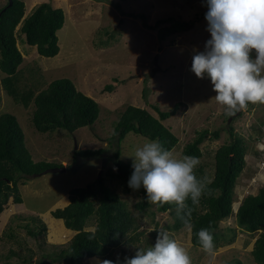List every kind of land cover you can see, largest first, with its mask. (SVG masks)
<instances>
[{
	"label": "rangeland",
	"instance_id": "1",
	"mask_svg": "<svg viewBox=\"0 0 264 264\" xmlns=\"http://www.w3.org/2000/svg\"><path fill=\"white\" fill-rule=\"evenodd\" d=\"M8 1L0 0V9ZM22 1L25 17L39 4L50 3L64 10L65 23L57 33L60 53L53 58L41 56L36 47L26 43L25 36L17 33L18 48L24 56L16 78L18 90L37 94L55 80L69 79L79 91L95 99L101 111L92 127L73 134L62 129L39 133L31 121L33 103L28 107L16 104L3 86L5 75L0 71V114L17 117L35 163L66 168L64 172L32 177L25 185H19L23 203L14 204L10 199L0 216V264H52L48 256L56 250L54 247L66 245L76 234L52 213L69 205L71 190L92 185L100 177L127 203L138 219L139 232H143L137 243L115 249V258H131L137 249L154 246L155 229H163L188 250L192 264H228L236 260L256 264L250 252L258 234L242 231L235 217L221 223L220 229L226 238L234 237L233 242L207 253L192 245L191 231L168 229L175 222L170 213H159L155 205L145 212L138 211L135 206L140 196L135 192L127 194L121 182L109 175L117 170V145L116 140L110 145L108 139L127 107L144 108L158 117L153 106L167 111L176 103H183L178 114L164 122L179 139L173 154L184 156L185 146L198 132L207 130L210 134L200 146L203 156L194 171L203 168L204 177L211 181L216 151L230 141L231 125L246 140L248 148L246 167L235 189L234 215L247 196L258 194L264 187V147L259 146L264 145V104H251L237 115H226L224 108L212 99L216 94L210 79H198L191 71L193 55L204 51L211 38L205 19L206 0ZM108 85L115 86L114 92H104ZM215 131L220 133L217 140L212 137ZM147 141L150 140L129 133L119 147L121 160L133 163L134 149ZM85 149L106 152L90 159L77 157L76 152ZM32 217L46 224L44 234H29L27 225L32 230L39 225L32 222ZM93 222L86 230H95ZM99 261L103 259L95 257L84 263Z\"/></svg>",
	"mask_w": 264,
	"mask_h": 264
},
{
	"label": "trees",
	"instance_id": "2",
	"mask_svg": "<svg viewBox=\"0 0 264 264\" xmlns=\"http://www.w3.org/2000/svg\"><path fill=\"white\" fill-rule=\"evenodd\" d=\"M64 23V10L55 8L50 3L39 4L26 17L25 3L22 0H9L0 9V71L5 75L3 86L16 104L28 107L31 102L33 103L31 121L36 131L43 134L58 129L73 134L78 129L92 127L99 119L101 111L100 104L79 91L69 79L55 80L37 94L32 91L22 94L18 90L16 78L24 63V56L18 48L17 33L25 36L26 43L36 47L41 56L53 58L60 53L57 33L63 28ZM19 25L21 27L17 30ZM114 90V85L104 88V92L108 93ZM182 106L183 103H176L167 111L153 106L158 117L144 108L129 106L121 114L112 136L108 139L110 145L114 140L117 145L114 154L117 170L114 173L110 172L109 175L121 182L127 194L135 192L140 196L135 206L140 212H145L154 205L146 201L143 188L133 191L128 187V181L133 173L132 162L121 160L120 144L133 132L149 140H158L166 149L172 151L178 145L179 139L164 122L175 117ZM228 132L230 141L222 145L215 154L214 176L208 185L211 194L208 195L206 190L196 205H193L190 199L187 201L188 206L192 208L191 243L196 248H202L196 236L201 228H210L214 249L232 243L234 237L226 238L220 233V229L221 223L235 217V223L242 231L258 234L250 255L256 264H264V187L258 194L247 196L234 215L235 189L246 167L248 148L246 140L235 133L231 125ZM209 134L207 130L198 132L196 138L185 146L183 155L196 156L200 159L203 156L200 146ZM212 137L219 139V131H215ZM105 152L106 149H85L77 151L76 155L90 159L100 157ZM52 167L50 164H39L32 160L17 117L10 113L0 114V216L10 199L14 204L23 203L19 185H25L32 177ZM195 174L197 178H203L205 173L203 168H199ZM69 200L68 206L55 210L52 216L57 220H63L65 227L76 234L66 245L52 246L56 249L48 256L52 264H87L84 263L86 260L95 257L111 260L116 264L118 257H114L115 249L124 244L137 243L143 235V232H139L140 226L136 216L120 195L106 186L103 177L92 185L71 190ZM155 206L159 213H170L175 217L173 226L168 227L169 230L179 231L185 228L177 216L175 204ZM31 220L39 222V225L34 230L27 225L29 234L34 237L44 234L47 230L46 224L34 217ZM94 220L95 230H86ZM157 231L159 230L155 229L153 233L155 239ZM123 260L119 257L121 264ZM228 264L243 262L236 260Z\"/></svg>",
	"mask_w": 264,
	"mask_h": 264
},
{
	"label": "clouds",
	"instance_id": "3",
	"mask_svg": "<svg viewBox=\"0 0 264 264\" xmlns=\"http://www.w3.org/2000/svg\"><path fill=\"white\" fill-rule=\"evenodd\" d=\"M205 19L211 38L202 52L192 57L191 71L198 79L209 78L215 96L226 115L246 110L249 104H264V0H206ZM253 52L255 56L253 57ZM264 147V145H259ZM133 173L128 187L141 188L153 205L175 204L178 218L192 230V208L202 195L211 194L210 180L197 178L196 156L176 157L158 140L134 149ZM118 235V234H117ZM197 241L207 253L214 249L210 228H201ZM98 264H113L111 260ZM116 264H121L119 258ZM123 264H192L188 250L171 238L166 230L157 231L154 246L139 248Z\"/></svg>",
	"mask_w": 264,
	"mask_h": 264
},
{
	"label": "water",
	"instance_id": "4",
	"mask_svg": "<svg viewBox=\"0 0 264 264\" xmlns=\"http://www.w3.org/2000/svg\"><path fill=\"white\" fill-rule=\"evenodd\" d=\"M10 5H12V2L10 3ZM240 113V111L239 112H237V114H239ZM236 114V115H237ZM232 119H229V122L231 121ZM64 171H66V168H61V167H59V168H49V169H47V170H45L44 172H42L41 174H39V175H42V174H48V173H58V172H64Z\"/></svg>",
	"mask_w": 264,
	"mask_h": 264
}]
</instances>
